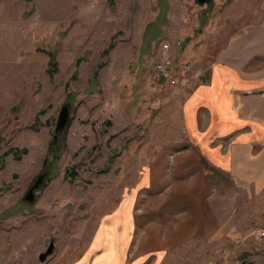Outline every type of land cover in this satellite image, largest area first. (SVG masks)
<instances>
[{"label": "rangeland", "instance_id": "374dc122", "mask_svg": "<svg viewBox=\"0 0 264 264\" xmlns=\"http://www.w3.org/2000/svg\"><path fill=\"white\" fill-rule=\"evenodd\" d=\"M230 1L0 0V264H100L101 232L124 241L118 199L152 157L147 146L161 149L166 134L159 123L149 141L148 127L136 132L120 123L123 100L125 109L131 97L150 100L147 90L130 97L128 89L156 81L154 48L165 35L184 38L194 70L260 18L259 0ZM176 88L158 95L171 97ZM63 105L69 120L56 134ZM132 146L143 153L121 155ZM155 158L162 163L163 151ZM41 174L33 200H26ZM249 214L245 220L253 227L220 235L218 249L139 264H264V228ZM50 243L54 252L41 263Z\"/></svg>", "mask_w": 264, "mask_h": 264}, {"label": "crops", "instance_id": "0c3cea01", "mask_svg": "<svg viewBox=\"0 0 264 264\" xmlns=\"http://www.w3.org/2000/svg\"><path fill=\"white\" fill-rule=\"evenodd\" d=\"M259 9L260 18L235 31L206 65L193 70L184 41L178 56L190 68L171 97L158 99L169 85L153 74V83L128 89L130 97L147 90L150 100L131 97L126 109L123 100L119 122L133 124L136 132L148 127L149 141H155L159 123L170 133L160 130L166 134L163 150L147 146L152 157L118 199L116 221L122 223L124 241L114 248L112 233L108 239L109 232H101L95 262H172L181 251L215 250L220 235H241L253 227L245 220L249 212L264 228V0ZM157 105L162 109L155 114ZM158 149L162 163L155 158ZM143 151L132 146L121 155ZM185 254L182 260L188 262Z\"/></svg>", "mask_w": 264, "mask_h": 264}, {"label": "built area", "instance_id": "2783aa9c", "mask_svg": "<svg viewBox=\"0 0 264 264\" xmlns=\"http://www.w3.org/2000/svg\"><path fill=\"white\" fill-rule=\"evenodd\" d=\"M183 42L184 38L176 35L172 39L159 40L155 47L156 61L153 65V75L161 77L170 86H183L185 71L190 68V63L180 61L178 56Z\"/></svg>", "mask_w": 264, "mask_h": 264}, {"label": "water", "instance_id": "95a60500", "mask_svg": "<svg viewBox=\"0 0 264 264\" xmlns=\"http://www.w3.org/2000/svg\"><path fill=\"white\" fill-rule=\"evenodd\" d=\"M206 1L207 0H197V2L199 4H204ZM68 120H69V106L63 105L60 112H59L57 123L55 126V133L56 134L65 129V127L68 124ZM42 180H43V175L41 174V175H39V177L35 181L34 185L31 187V189L29 190L28 194L25 196L26 200H28V201L33 200V192L35 189H37L40 186V184L42 183ZM53 250H54V246L51 243L49 245V247L45 250V252H43L39 255V261L41 263L45 262L47 257L53 253Z\"/></svg>", "mask_w": 264, "mask_h": 264}, {"label": "trees", "instance_id": "16d2710c", "mask_svg": "<svg viewBox=\"0 0 264 264\" xmlns=\"http://www.w3.org/2000/svg\"><path fill=\"white\" fill-rule=\"evenodd\" d=\"M51 62H52V65H54V63H55V57H54V55H51ZM51 69H52V71H54L53 70V67Z\"/></svg>", "mask_w": 264, "mask_h": 264}, {"label": "flooded vegetation", "instance_id": "af4514ba", "mask_svg": "<svg viewBox=\"0 0 264 264\" xmlns=\"http://www.w3.org/2000/svg\"><path fill=\"white\" fill-rule=\"evenodd\" d=\"M28 192H29V191H28ZM33 194H34V192H33ZM50 244H51V243H50ZM50 244H49V245H50ZM48 247H49V246H48ZM48 247H47V248H48ZM47 248H46V249H47ZM53 252H54V250H53ZM52 254H53V253H52ZM49 256H50V255H49ZM46 260H47V259H46Z\"/></svg>", "mask_w": 264, "mask_h": 264}, {"label": "bare ground", "instance_id": "6f19581e", "mask_svg": "<svg viewBox=\"0 0 264 264\" xmlns=\"http://www.w3.org/2000/svg\"><path fill=\"white\" fill-rule=\"evenodd\" d=\"M101 244V243H100ZM114 247L116 246V243L113 242Z\"/></svg>", "mask_w": 264, "mask_h": 264}]
</instances>
